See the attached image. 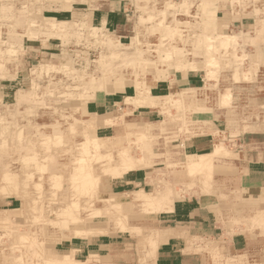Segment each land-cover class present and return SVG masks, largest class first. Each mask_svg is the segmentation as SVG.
Masks as SVG:
<instances>
[{
    "label": "rangeland",
    "instance_id": "rangeland-1",
    "mask_svg": "<svg viewBox=\"0 0 264 264\" xmlns=\"http://www.w3.org/2000/svg\"><path fill=\"white\" fill-rule=\"evenodd\" d=\"M9 1L0 0V3L7 4ZM194 1L193 10H197L200 5L203 13L204 0L200 3L199 0ZM205 1L209 3V0ZM121 2L131 9L130 15L135 18V25L139 29L130 32L131 38L122 40V44L116 32L97 29L100 27L98 23L93 26V10L102 7L105 0H22L17 2L16 6L23 13L10 12L5 16V13L0 12V127L5 126L0 132V156L5 154L3 150L10 144L13 148L10 151L11 159L15 160H11V169L20 177L22 185L29 182V175L33 174L35 179L40 174L56 172L55 168L60 167L56 173L62 174L64 187L72 190L74 184L69 176L78 163L81 162V165L85 166V172L92 169L95 175H100L111 155L116 158L120 151L126 149L135 158L143 159V162H136L135 166L139 173L148 177L147 192H166L168 185L172 191H181L179 200L216 198L223 217L227 218L222 223L231 229V235L250 232L253 237L259 238L260 246V240L264 236V223L256 222L254 216L264 215V211L260 210L264 209V202H261L264 200H245L243 193L233 195L222 190L225 194H219L213 192L212 188L211 192H202V175L188 170L189 163L199 162L201 154L212 153L216 147L222 149V155L214 156L211 185L215 179V169L218 168H223L224 171L237 169L243 173L248 170H264V71L252 74V69L247 68V55L250 52L242 38L244 30L223 29L219 30L218 36L214 31L207 30L209 34L206 32L205 41L196 34L203 26V17H199L198 10L197 14L189 15L191 17L186 11L188 19L181 25L182 8L184 9L183 5L188 0ZM215 5V14L220 20H224L230 18V8L234 9V12L236 9L239 15L240 12L245 13L246 9L264 8V0H216ZM212 7L214 8V5ZM74 12L76 15L71 21V13ZM48 18H57L63 22V32L52 30V22ZM179 30L187 34L178 35ZM187 30H190L192 35ZM224 35L230 38L229 41L234 40V43L221 44L220 36L225 37ZM235 36L238 38H233ZM113 51L118 53L115 58L112 57ZM168 55L171 57L168 58ZM188 57L202 60L197 63L200 70L204 69L202 88L179 90L170 96L160 91L151 94V86L156 82L155 73L166 71V68L172 72L174 68L182 71L185 67L180 65L185 59L187 61ZM103 63L106 66H103ZM126 86L137 87L136 97L128 99L126 105L116 110L109 129L98 133L91 130L90 125L95 124L87 114L88 102L93 98L122 90ZM138 90H144L145 94L149 93V96L158 98L159 103L155 102V105L153 102L156 107L138 106ZM187 97L189 99H186ZM192 99H206V102H209L208 109L217 110L219 117L228 123L227 129L225 123L223 124V130L211 148H199L202 143L207 145L208 138L201 136L210 131L205 128L206 124H194L192 121L195 112ZM238 119L241 120L237 122ZM95 137H99V142L108 147L116 142L117 145L96 151L95 143L90 142ZM139 137L141 139L137 141ZM87 144L89 149L84 152L83 147ZM27 153L33 155L28 167L22 166L26 163L24 157ZM3 163L5 161L0 158V184L4 183L3 176L6 171ZM107 179L104 178L103 181ZM215 180L218 182V178ZM191 182L195 184L189 187ZM256 195L262 197L261 194ZM81 197L82 200L88 198L84 195ZM93 197L94 195L89 198L91 206L101 204ZM20 203L13 196L0 195V210L6 209L11 219L7 226L0 227V252L4 249L3 252L7 256L12 253L13 256H18L14 258L15 264H18V261L23 264H61L54 262L50 250H47L45 255V245L49 247L50 244L44 242L40 249L38 245H29L30 237L29 240L13 239L14 232L25 231V228L21 229L25 216L20 209ZM86 206L87 204L78 211L82 218L91 217ZM164 212L166 211L148 212L139 207V210L135 208L128 214L124 221L126 225L137 226L142 220H146V223L142 225L145 230L134 231L132 234L127 232L125 235L127 263H134L141 256L150 260L155 257L156 251L153 256L148 255L153 252L148 237L150 231L160 224L151 223L150 220L159 219ZM133 214L137 215L132 216ZM51 217L55 218L54 215ZM62 218L64 217H60V220ZM95 220L102 221L101 218ZM69 221L68 224L74 223L73 220ZM63 226H50L51 237H55L56 241L51 242L53 246L49 248L56 249L54 253L60 256L58 258L69 254L74 260L72 264H111L103 261L101 256L91 257L89 260L86 253L72 252L70 241L81 245V240L77 237L59 239L68 231ZM237 227L238 229L233 231ZM38 237L43 239L42 236ZM166 239L165 234L164 240ZM57 241L58 243H55ZM161 243L163 242L157 244V249ZM19 246L29 247V251L34 254L21 256L22 252L17 248ZM211 246L213 248L209 249L215 256L216 264L254 262L247 256L230 257L228 253L226 255L225 243L214 242ZM4 260H1L2 264H5Z\"/></svg>",
    "mask_w": 264,
    "mask_h": 264
},
{
    "label": "crops",
    "instance_id": "crops-1",
    "mask_svg": "<svg viewBox=\"0 0 264 264\" xmlns=\"http://www.w3.org/2000/svg\"><path fill=\"white\" fill-rule=\"evenodd\" d=\"M118 1L105 0V4L102 7L93 10L92 22L94 27V23H98L97 25L100 26L98 28L116 32L122 44V40H127L126 38L130 37V32L139 29H137L135 25V18L130 15L131 9L125 4H122V0ZM175 1L182 2L183 0ZM194 2V0L185 2V5H183L184 9L182 8L181 12L183 16L180 17V19L182 18V22H177H181V25H183L185 20L188 19V16H193L195 13L197 14L196 11L198 10V13H200L199 17H203V26L196 34L202 37L203 40H205L207 30L214 31V34L217 36L220 34L219 30L223 29L244 30L242 38L250 52H248L249 54L247 55V68L252 69V74L263 72L264 8H254L255 10L246 9L245 13L240 12L241 14L239 15L236 9L234 12V9L230 8V18L220 20L215 14L216 0H209L208 4L204 0L205 4L203 5L205 9L203 13L199 4V8L197 9L196 7L197 10H193L192 5L195 4ZM200 2H202V0H199V3ZM213 5L214 8L212 7ZM71 14L72 21L76 12ZM240 24H242V26H240ZM187 31L191 32L190 30ZM180 33H182V35L187 34L185 31H181ZM207 34L209 33L207 32ZM190 35H192V32ZM204 59H206L205 55ZM198 61L200 63L202 60L188 57L187 61L185 59L180 65L181 67H185V71H177L178 69L176 70L174 68L172 72L166 68V71L158 72V74L155 73L156 82L151 86V94L160 91L161 93L163 92L164 95L170 96L179 90L201 89L204 85V69L200 70L198 68V66H200L197 64ZM204 61L202 63L203 65ZM136 92V86H126L123 87L122 90L107 94L100 98H93L88 102L87 114L91 117V120L94 121L96 133L101 130L109 129L110 122L113 120V115L116 113V110L126 105L128 99L135 98L137 95ZM206 101V99H192V108L195 109L192 115V121L194 124H206L205 128L210 131L204 136H201L208 138L206 142L207 145L202 143L199 145V148L202 146L211 148L213 142L216 141V138L219 137L222 132L223 124L226 122L225 129H227L228 125L224 118L219 117L220 113L218 114L217 110L212 111L208 109L209 102L207 103ZM240 120L241 119H238L237 122ZM234 171L235 172L232 174L215 172L214 178H218V182L215 179L213 180L214 186L212 191L221 194L223 193L222 190H226L233 195L239 193L245 194L243 196L245 200H264V170H248L247 173H243V171L237 169ZM143 175L144 174L136 170L125 174L121 178H109L103 181L100 196L105 199L110 197V195H114L117 202L130 204L132 202L133 193L141 189L147 191L146 186L148 184V177ZM257 193L261 194L262 197H257ZM217 202L216 198L213 200H207L205 198H187L175 201L171 211H166L160 215L159 218L161 221L153 218L150 220L151 223L158 222L160 224L156 229L166 233L167 241L160 244L153 259H143L142 261L138 259L136 262L130 264H216L214 261L215 256L210 251V249L213 248L211 245L214 242L225 243V254H229L230 257L243 255L254 260V262L247 261V264H264V236H262L260 240L261 245L258 246L259 238L253 237L250 232H247V234L234 233L231 235V229L228 226H224L222 223V221L227 218L223 217V212H221L222 210L219 208ZM254 210L255 209H250V211ZM260 210L264 211L262 208ZM232 217L231 215V218ZM95 219L96 218L93 219L92 226L98 227L101 223L102 228L108 229L110 227L109 232L114 231L116 228V235L94 236L86 242L80 239L81 245H76L71 240L70 249L72 252L78 251L86 253L87 256L91 253H97L101 256L103 261L111 264H129L127 263V254L124 249L126 247L124 239L127 232L118 230L120 226L115 222H113V227V224L109 223V218L105 216L101 218L102 221ZM124 221L125 220H123V224L125 223ZM145 223L146 220H142L141 223H137V226L144 229L145 226L142 225ZM237 229L238 227L233 231ZM143 258L145 257L143 256ZM241 264H245V262Z\"/></svg>",
    "mask_w": 264,
    "mask_h": 264
},
{
    "label": "bare ground",
    "instance_id": "bare-ground-1",
    "mask_svg": "<svg viewBox=\"0 0 264 264\" xmlns=\"http://www.w3.org/2000/svg\"><path fill=\"white\" fill-rule=\"evenodd\" d=\"M10 1L12 3H10ZM10 1L7 4L6 3H0V12L5 13V16H6V14H9L10 12L13 13V14L23 13L21 11V9L19 10L17 8V6H16L17 2H21L22 0H10ZM39 16H40V14H39ZM44 18H47V17H44ZM48 19H50V18H48ZM28 20H29V18H28ZM50 20L52 22V26H51L52 30H54V31L58 30L57 32H59V33L63 32V30H64L63 28H65V27H63V22L59 21L57 18H51ZM97 29H100V28H97ZM179 32H180V30H179ZM10 33H11V30H10ZM181 34L182 33H180L178 35H181ZM233 38L237 39L238 37L235 36ZM220 39H221V44L224 43V45L225 44L232 45V43H234V40L232 42L229 41L228 39H230V38L227 37V36H225V37L220 36ZM205 41H207L206 37H205ZM225 47H227V46H225ZM117 54L118 53L113 51L112 57L115 58V56H117ZM167 57L170 58L171 55H168ZM103 66H106V64L103 63ZM238 69H239V67H238ZM183 71H185V69ZM218 71H219V69H218ZM222 72H224V71H222ZM219 75H221V74H219ZM235 75H237V74H235ZM220 86H222V85H220ZM138 93H139V95L137 97V102L138 103L136 102L138 104V106L139 105H144V106L149 105L150 108H151V106L155 108L156 107L155 106L156 103H159V102H157L159 100L158 98H154L152 96H149L148 95L149 93L145 94L144 90H141V91L138 90ZM186 99H189V97H187ZM132 100H135V99H132ZM153 102L154 103L156 102L155 105L153 104ZM191 102H190V104H191ZM90 126L92 128L91 130H95L96 129V127L94 125H90ZM4 127H0V132L4 129ZM203 131H205V130H203ZM131 134H133V133H131ZM143 135L141 134V136H143ZM140 137L138 139L136 138L137 141L141 139ZM100 140L101 139L99 137H95V138H93V140H90V142L95 143L94 144V149L96 151H100V150L102 151L103 149H107V148L110 149V147L117 145V142H116V143H112L108 147L105 143H100L99 142ZM127 141H128V139H127ZM130 142H132V141H129V143ZM12 149L13 148L9 144L5 148V150H3V151H5V154L0 156V158L5 161V163H3V165H4L5 169H6V171L4 173V176H3L4 183L0 184V195L1 196H6V197L13 196V197L17 198L21 202L20 203V209L23 212V215L25 216V223L23 225H21V229L25 228L24 229L25 231L24 232H19V233L14 232V234L12 233L13 234L12 236H13V239H15V240L16 239L24 240V239H26V238L28 239V237H30L31 242L29 243V245L31 247L35 246V245H38V247L40 249H42L41 245L44 242L50 244L49 247L53 246L51 242H54V240L56 241V239H55V237H53V238L51 237L52 231H50L51 230L50 226L61 225V227H62L64 225L63 227H66V229L68 231L66 233L64 232V231H66V229H64V231H61L62 233L63 232L64 233L61 235V237H59V239L60 238L68 239L70 237H78V238L82 239L83 241H85L87 238L88 239L91 238L90 236H102V235H106V234L109 235V234H112V233L116 234V232H117L116 228H115L114 231L109 232V228L110 227L108 229L107 228L106 229L102 228L100 222H99L100 225L98 227L92 226L93 218H97L98 219V218H103L104 216L106 218H109V223H112V224H113V222L117 223L120 226V228L118 230L126 231V232L131 233V234L134 231H143V229L139 228V226H130V225H126V223L123 224V220H126L128 214L133 209L138 208V210H139V207H143L145 211L156 212V213L157 212H161V211H171L173 209V205H174L175 201L179 200V198H180V194L179 193H181V191H172L171 186L169 187L168 185H167V191L166 192H162V191L159 192V191H156V190L153 191V192H147L144 189H141L140 191L137 190L138 192L133 193V198L131 200L132 202L130 204H124V202H122V203L121 202H117L115 200V196L114 195H110V197L105 198V199L103 197H101L100 196L101 183L103 182L104 178H108V179L109 178H111V179L121 178L122 176H124L125 174H128L129 172L139 170L135 166V163L136 162H143V159L135 158L134 155L132 156L130 151H128L126 149L120 151L119 154H118V157H116V158L112 157L113 155H111V159L104 166L102 174H100V175H95V173H94V171L92 169L89 172H85V169H84L85 166L81 165V162L78 163L79 165L74 167V171H72V174L69 176V177H71V180H72V182L74 184V186L72 187V190H71V188L70 189L68 188V190H67L66 187H64V184H63L64 180H63L62 174L56 173L58 171V169H60V167H58V168L54 167L55 170H57L56 172H52V173H50L48 175H44V174L41 175L40 174L35 179H33V174L29 175L28 176V178L30 179V180H28L29 182H27L26 185H22V183L20 181V177H18L17 173L14 172L11 169V168H13L12 167L13 165H12V162H11V160H12L11 159V155L12 154L10 152ZM88 149H89V145L88 144L84 145V147H83L84 152H86ZM221 150L222 149L220 147H216L212 153L201 154L199 162H191V163H189V166H188L189 172H191V173H195L196 172V173L202 175V177H203V181H202L203 184H200L202 192L203 191H205V193L206 192H211L210 188H213V186H212L213 184L211 185V181H212V172H213V169H214V156L215 155L216 156L222 155ZM31 157H33V155L31 153L30 154L27 153V155H25V157H24L26 163L23 164L22 166H24V165H26L27 167L30 166V163L32 161ZM12 161H15V160H12ZM215 172L221 173V174L222 173H224V174H232L235 171H233V170H225L224 171L223 168H218V169H215ZM67 178H68V176H67ZM150 183H151V181H150ZM155 184H157V183H155ZM193 184H195V183H192L191 185H188V186L191 187ZM154 187H157V186H154ZM45 188H47L48 190L46 191ZM173 189H174V187H173ZM223 194H225V193H223ZM83 195L84 196H88V198L86 200H82L81 196H83ZM93 195H94L93 198H96V200L100 201L101 204H99V205H95L94 204L95 206H91V203H89L90 202L89 198H92ZM48 197H52V198L49 199ZM46 199H47V201H46ZM82 202L84 203V205L87 204V206H86L87 208L86 209H88V211L90 212V216L91 217L88 216V218H82V217L79 216V212L78 211L81 210L82 207L84 206V205H82L83 204ZM53 215H54L55 218L51 217ZM69 215L71 217H69ZM136 215L137 214H133L132 216H136ZM60 217H64V218H62L63 220L62 219L60 220ZM69 219L73 220L74 223L73 224H68L70 222ZM10 220L11 219H9V217H8V211L6 209L0 210V227H4L5 225L7 226L8 225L7 223ZM254 220L256 222H258V223H264V215L258 214L256 216H254ZM251 222L254 223L253 220ZM253 223H251V224H253ZM113 227H114V224H113ZM18 228H19V226H18ZM8 229H9V226H8ZM59 231H60V229L58 230V232ZM165 234L166 233L161 232L158 229H152L150 231V234H149V237H148V241H149V244L151 245V251H153V252H149V254H148L149 256H153L152 254L154 253V251H157V246H158L157 244L159 242H165V240H164ZM38 236H42L43 239H40V237H38ZM18 240H17V242H18ZM7 241H8V239H7ZM10 241H11V239H10ZM166 241H167V239H166ZM138 242H139V240H138ZM55 243H58V241L55 242ZM139 243H141V242H139ZM46 246L47 245H45V255H47L46 251L50 250L51 258H53L54 262L61 263V264H72V261H74L72 259V255H69V254L64 255V257L61 256L62 258H58L60 256H58L57 253H54V252H56L55 251L56 249H50L49 247H46ZM17 248L19 249L20 252H22L21 256L22 255L28 256V255H33L34 254L32 251H29V247H27V246H25V247L19 246ZM13 250L15 251V248ZM3 251H4V249H2L1 252H0V259L1 260L5 259L6 260L5 264H15L14 263L15 262L14 258H18V256H15V255L13 256V253L11 255L7 256V254L4 253ZM73 252H75V251H73ZM91 257L92 258H94V257L100 258V255L97 254V253H91L88 256V258H90L89 260H91ZM144 257L146 258V256H144ZM1 260H0V264H2ZM89 260H86V261H89ZM75 263H77V261H75ZM18 264H23V263H22V261L21 262L18 261Z\"/></svg>",
    "mask_w": 264,
    "mask_h": 264
}]
</instances>
